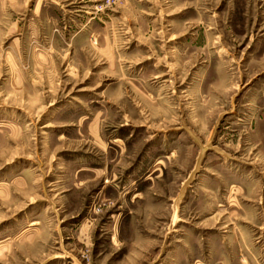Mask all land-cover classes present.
Segmentation results:
<instances>
[{"label":"rangeland","instance_id":"obj_1","mask_svg":"<svg viewBox=\"0 0 264 264\" xmlns=\"http://www.w3.org/2000/svg\"><path fill=\"white\" fill-rule=\"evenodd\" d=\"M0 264H264V0H0Z\"/></svg>","mask_w":264,"mask_h":264}]
</instances>
